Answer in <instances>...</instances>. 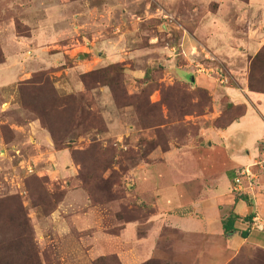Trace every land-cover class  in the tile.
<instances>
[{
  "label": "rangeland",
  "instance_id": "1",
  "mask_svg": "<svg viewBox=\"0 0 264 264\" xmlns=\"http://www.w3.org/2000/svg\"><path fill=\"white\" fill-rule=\"evenodd\" d=\"M208 1L0 0V57L11 71L4 76L18 79L0 87V264L123 259L127 223L134 228L126 235L140 236L139 223L151 212L139 197V164L164 149L201 145L202 129L236 116L224 87L245 78L248 88V67L228 64L226 54L212 51L211 63L194 55L184 72L185 59L170 50L182 48L180 34L198 27L201 9L214 3ZM31 34H49L45 44L57 47L33 48ZM85 60L86 72L67 69ZM199 64L224 66L227 80L198 71ZM55 150L58 166L50 155ZM227 264H264V250L242 247Z\"/></svg>",
  "mask_w": 264,
  "mask_h": 264
},
{
  "label": "crops",
  "instance_id": "2",
  "mask_svg": "<svg viewBox=\"0 0 264 264\" xmlns=\"http://www.w3.org/2000/svg\"><path fill=\"white\" fill-rule=\"evenodd\" d=\"M124 2L129 5L130 0ZM211 2L214 3L210 9H201L204 10L203 19L198 27L180 34L178 43L181 42L182 48L177 50L170 46L174 54L179 51V57L185 59L179 68L190 72L187 68L192 67L194 57L213 51L223 57L228 55L230 59L224 60L228 64L247 70L250 58L264 44V0ZM48 35L40 38L31 34L33 48L42 49V44L52 42L53 36ZM53 47L57 46L45 44L43 48ZM68 56L70 60L74 54ZM7 62L4 55L0 63V79L5 77L6 80H0V87L6 88L18 80L16 74L7 80L6 76L11 72ZM88 63V60L72 61L67 69L83 73L89 70L91 65ZM191 79L197 83L196 77ZM245 81V78H236V86L224 87L232 104L245 106L243 115L224 128L202 129L201 145L171 147L160 154L151 153L154 157L149 163L139 164L137 189L142 204L151 212L143 223H139L143 224V233L139 236L132 232V235L135 233L133 249L129 248L130 237L133 239L131 233H126L134 226L127 223L122 238L120 236L123 248L127 249L120 253L121 264L125 260L126 264H143L150 259L162 260L166 264H227L242 247L264 250V229L252 227L255 215L264 223V93L248 90ZM203 85L213 93L211 83ZM100 90L107 91L106 88ZM30 127L40 142L44 140L47 146H51L36 125ZM57 152L59 150L50 152V155L58 166ZM37 153L39 156L46 154L39 149ZM57 166L55 170L62 174L64 169ZM242 169L257 174L258 184L253 196L232 191L236 172ZM55 170L45 168L49 173H57ZM229 211L238 217L234 223L236 231L226 235L221 218ZM242 231H247L246 237L240 235ZM162 242L166 243L168 250L162 249Z\"/></svg>",
  "mask_w": 264,
  "mask_h": 264
},
{
  "label": "trees",
  "instance_id": "3",
  "mask_svg": "<svg viewBox=\"0 0 264 264\" xmlns=\"http://www.w3.org/2000/svg\"><path fill=\"white\" fill-rule=\"evenodd\" d=\"M242 1H247V0H242ZM1 55V52H0ZM0 63L3 62L4 57L1 56L0 57ZM248 70H249V82H248V88L250 91H256V92H261L264 93V88L263 86H255L254 85V81H258L261 82L262 84H264V44L260 47V49L256 52V54L250 58L249 64H248ZM93 74V72H89V73H84L82 74L83 77L86 79L88 77H90ZM30 82L33 81H26V84H29ZM86 83V81H84ZM103 84L108 85V83L106 82V80L102 81ZM232 110L236 111V116L230 118L225 124L223 125H217L215 127L218 128H224L226 127L228 124H230L231 122L235 121L238 117H240L241 115L244 114L245 112V106L244 105H234L232 104ZM167 149H164L163 151H165ZM74 159V157H72ZM232 191L236 192L235 190ZM238 216L233 213L232 211H229V213H227L225 216H222L221 218V225H222V229L224 234L226 235H230L232 233H234V231H236L234 223L236 221V218ZM240 235L242 237H246L247 236V231H242L240 232ZM238 254V253H237ZM12 261H9L8 264H11ZM119 264H121V262L118 260ZM143 264H166L165 262H163L162 260H156V259H150L147 262H144Z\"/></svg>",
  "mask_w": 264,
  "mask_h": 264
},
{
  "label": "built area",
  "instance_id": "4",
  "mask_svg": "<svg viewBox=\"0 0 264 264\" xmlns=\"http://www.w3.org/2000/svg\"><path fill=\"white\" fill-rule=\"evenodd\" d=\"M205 59L209 60L211 63V61L214 60L215 57L213 55L209 56V53H206ZM199 66L200 67L198 71H204L207 74L210 73L213 78L219 80L220 82H224L227 80V77H226L227 71L224 66L222 67L221 65V67L219 66L206 67L207 65L203 66L201 64H199ZM28 171L30 173L33 172L31 168H29ZM256 182H257V174L253 173L249 169H242L236 172V175L233 179L232 187H233V190L237 192H244V193H247L248 195L253 196V193L255 190L254 188L256 187ZM258 222L259 220L257 219V217H254L253 226H255L259 230H262L264 228L263 226L264 223L262 222L258 223Z\"/></svg>",
  "mask_w": 264,
  "mask_h": 264
}]
</instances>
